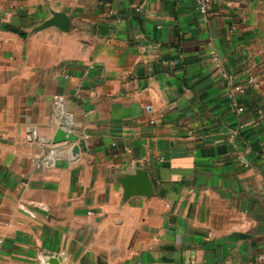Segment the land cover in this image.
I'll return each instance as SVG.
<instances>
[{
	"label": "crops",
	"instance_id": "1",
	"mask_svg": "<svg viewBox=\"0 0 264 264\" xmlns=\"http://www.w3.org/2000/svg\"><path fill=\"white\" fill-rule=\"evenodd\" d=\"M257 107L264 0H0V264H264ZM139 171L153 192L125 196Z\"/></svg>",
	"mask_w": 264,
	"mask_h": 264
},
{
	"label": "built area",
	"instance_id": "2",
	"mask_svg": "<svg viewBox=\"0 0 264 264\" xmlns=\"http://www.w3.org/2000/svg\"><path fill=\"white\" fill-rule=\"evenodd\" d=\"M215 1L216 0H194L196 11L200 14V16L203 20L207 19L208 14L210 12V9H211V7ZM137 10L140 11V8H137ZM230 31H233V29ZM151 46L156 47L157 45L151 44ZM142 50H145V48L142 47ZM213 59L216 61V70H217L219 77L229 87V89L227 91V98L231 102L233 110H235L238 113H242V112L247 111L249 108H247L244 105L239 104V102L237 100V95L244 92L245 86L242 83L237 82L235 80V74H233L230 71L225 70L219 64L218 54L214 53ZM246 82L250 86H253V87L257 86L256 79L254 76L248 77ZM254 112L256 113V115L259 119L264 117V108L263 107H257ZM150 123H154V120H150ZM233 137H234V134H231L230 138H233ZM53 153H54V150L50 149L48 154H44L41 156H35L33 158V160L39 165L51 166L53 164ZM237 159H238V162L241 163L244 167H249L250 163L243 153L237 155ZM24 210L29 212L30 214H33L31 210H29L25 207H24ZM257 259L258 260H264V253L259 254L257 256Z\"/></svg>",
	"mask_w": 264,
	"mask_h": 264
},
{
	"label": "water",
	"instance_id": "3",
	"mask_svg": "<svg viewBox=\"0 0 264 264\" xmlns=\"http://www.w3.org/2000/svg\"><path fill=\"white\" fill-rule=\"evenodd\" d=\"M51 25H57L61 30H67L69 20L66 16L60 13H55L52 18L44 21L37 29L45 28ZM51 144L58 143H72L75 142L71 148L72 153H77L81 148L84 150V141L79 138V135L67 129L66 122H61L56 127L52 138L49 141ZM125 196L134 194L150 195L153 192V186L145 171H139L135 175H129L122 183Z\"/></svg>",
	"mask_w": 264,
	"mask_h": 264
}]
</instances>
